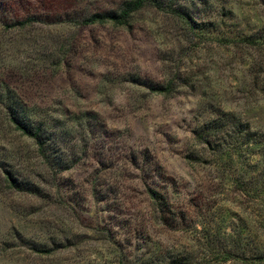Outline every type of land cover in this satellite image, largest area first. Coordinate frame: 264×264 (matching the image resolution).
Returning a JSON list of instances; mask_svg holds the SVG:
<instances>
[{"label": "rangeland", "instance_id": "rangeland-1", "mask_svg": "<svg viewBox=\"0 0 264 264\" xmlns=\"http://www.w3.org/2000/svg\"><path fill=\"white\" fill-rule=\"evenodd\" d=\"M128 1L0 0V264H234L219 255L249 130L264 167V0H154L125 25L82 24ZM12 104L43 147L5 127Z\"/></svg>", "mask_w": 264, "mask_h": 264}, {"label": "trees", "instance_id": "trees-1", "mask_svg": "<svg viewBox=\"0 0 264 264\" xmlns=\"http://www.w3.org/2000/svg\"><path fill=\"white\" fill-rule=\"evenodd\" d=\"M154 0H129L125 3L123 10L120 13H95L82 21L83 25H102L105 23H112L115 25H125L128 21L130 14L141 9L147 4H152ZM236 43L243 44L244 46H253L256 41L252 38H239ZM172 84L169 83L167 87L152 89V91L158 94H167L172 88ZM6 113L8 119L4 120L5 127L11 129L13 132L20 133L22 136L33 141L38 147H43L45 141H43V129L42 123H36L32 120L21 119L17 108L14 104L6 105ZM41 124V125H40ZM260 133L247 131L244 133L243 138H247V141L240 144L239 153L237 159L238 165H240L242 173L236 181H233L235 190L239 192L244 206L242 215L237 216L235 221L230 222V228L223 233L222 243L223 250L220 253V258H223L224 263L233 262L234 264H264V249L255 248L256 230H253L252 224L255 222V216L250 211L254 206L258 205V200L264 193V167L257 171V164L251 162L252 154L254 152L251 148L254 143L253 140L260 139ZM264 137V135H262ZM258 141L257 144H261ZM229 162H233V154L230 153ZM5 180L12 188H20L21 181L15 178L9 171H5ZM151 198L156 200L158 197L154 191H149ZM249 209V212L247 211ZM247 212V213H246ZM224 241V242H223ZM47 252V251H42ZM176 264H185L183 262H177Z\"/></svg>", "mask_w": 264, "mask_h": 264}]
</instances>
